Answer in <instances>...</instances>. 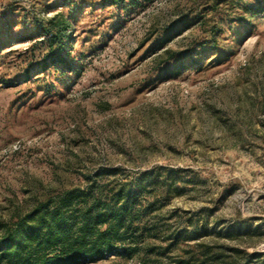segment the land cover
<instances>
[{"label": "rangeland", "instance_id": "374dc122", "mask_svg": "<svg viewBox=\"0 0 264 264\" xmlns=\"http://www.w3.org/2000/svg\"><path fill=\"white\" fill-rule=\"evenodd\" d=\"M59 14L65 60L41 69ZM145 173L140 225L163 264L200 248L264 264V0H0V234Z\"/></svg>", "mask_w": 264, "mask_h": 264}, {"label": "trees", "instance_id": "16d2710c", "mask_svg": "<svg viewBox=\"0 0 264 264\" xmlns=\"http://www.w3.org/2000/svg\"><path fill=\"white\" fill-rule=\"evenodd\" d=\"M68 26L69 20L63 14L42 24L49 48L41 69L64 62ZM184 68L173 66L167 72ZM25 77H30L29 71ZM156 180L145 173L119 189L98 185L85 193L67 190L38 203L2 230L0 264H85L115 254H132L137 264H163L159 258L162 253L145 241V237L152 236L153 227L140 225L142 215L153 207L142 206V198ZM173 247L169 245L166 250L171 253ZM229 251L241 253L237 249ZM197 254L202 259L185 251L172 264H219L222 258L218 251L204 248L196 250ZM236 263L233 260L232 264Z\"/></svg>", "mask_w": 264, "mask_h": 264}]
</instances>
